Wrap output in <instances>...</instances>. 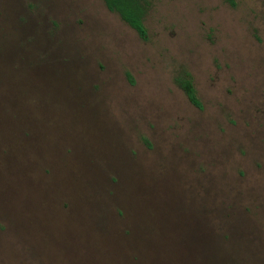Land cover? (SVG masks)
I'll list each match as a JSON object with an SVG mask.
<instances>
[{"label":"rangeland","instance_id":"1","mask_svg":"<svg viewBox=\"0 0 264 264\" xmlns=\"http://www.w3.org/2000/svg\"><path fill=\"white\" fill-rule=\"evenodd\" d=\"M151 1L0 0V264H264V0Z\"/></svg>","mask_w":264,"mask_h":264},{"label":"trees","instance_id":"2","mask_svg":"<svg viewBox=\"0 0 264 264\" xmlns=\"http://www.w3.org/2000/svg\"><path fill=\"white\" fill-rule=\"evenodd\" d=\"M107 8L118 13L123 21L130 25L143 40H148L149 31L145 23L149 13L151 0H103ZM228 4L235 7L238 0H225ZM177 84L184 91L188 100L197 108H203V102L198 95L194 84L193 76L190 72H184L176 78Z\"/></svg>","mask_w":264,"mask_h":264}]
</instances>
